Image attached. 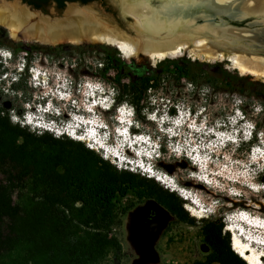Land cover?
<instances>
[{
    "label": "rangeland",
    "instance_id": "1",
    "mask_svg": "<svg viewBox=\"0 0 264 264\" xmlns=\"http://www.w3.org/2000/svg\"><path fill=\"white\" fill-rule=\"evenodd\" d=\"M86 7L108 21L110 27L131 34L130 21L122 17L115 0H94ZM52 9L62 13L65 6L58 9L50 4L43 11L48 14ZM87 44H100V47L81 52L70 47L77 43L50 45L14 40L7 29L0 26V109L13 125L28 126L31 118L41 124V119L46 118L45 129H34L29 124V130L37 135L49 132L56 137L67 136L66 130L70 132L72 128L79 134L82 127H74L76 121L98 119L101 128L105 127L99 129L105 149L116 151L130 162L139 164L141 159L153 173L144 175L133 165L124 166L112 156H104L95 146L89 148L87 140L67 137L118 169L154 179L183 200L190 221H177L166 210V223L153 240L157 258L142 261L141 253L131 240L132 218L137 209L154 199L148 197V192L139 196L135 190L116 195L113 202L117 223L111 234L116 236L122 249L118 253L111 251L102 264H191L203 259L209 251L201 234L202 219L207 217L219 219L231 239L237 232L233 229L241 228L247 240L236 234L238 240L244 241L248 248L252 246L250 253L264 254V228L244 223L248 219L264 222V113L258 100L243 97L241 90L252 82L259 84L264 93V82L240 74L224 61H206L187 55L164 59L165 66L193 62L214 74L222 82L220 89L191 86L185 80L165 81L157 90L147 93L138 119L129 104H116L115 91L109 82L117 71L127 82L135 73L151 72L161 61L151 65L146 55L127 59L113 45ZM59 45L62 47L56 48ZM50 47L56 49L52 51ZM109 56L116 69L110 70L108 78L103 79L100 70ZM23 62L27 67L18 77L16 69ZM13 77L19 81L8 86ZM47 106L51 107V114L44 115ZM121 115H126L132 123L127 127L129 136L125 125L115 120V116ZM255 121L257 126H254ZM253 137L256 142L245 150ZM5 176L0 169V179ZM157 176L169 186L157 180ZM182 188L190 192L195 204L179 195L178 189ZM32 194L24 183L17 186L13 200L26 207ZM123 208H127L126 211H122ZM241 210L248 213L246 218L239 215ZM239 217L243 220L238 221ZM262 261L264 263V256Z\"/></svg>",
    "mask_w": 264,
    "mask_h": 264
},
{
    "label": "trees",
    "instance_id": "2",
    "mask_svg": "<svg viewBox=\"0 0 264 264\" xmlns=\"http://www.w3.org/2000/svg\"><path fill=\"white\" fill-rule=\"evenodd\" d=\"M22 1L45 11L53 3L62 9L66 1L88 4L94 0ZM60 47L62 45L56 48ZM70 47L84 52L100 44ZM162 62L151 72L135 73L127 82L123 81L121 72H115L109 83L115 91L116 104H129L139 119L147 93L157 90L165 81L185 80L191 86L220 89L222 82L193 62L167 66ZM112 69L116 67L109 56L100 77L107 79ZM224 85L230 84L225 82ZM261 88L259 84L248 82L241 90L243 97L257 99L264 113ZM3 111L0 109V169L6 176L0 179V264H102L111 251L118 253L122 249L116 236L111 234L117 223L113 199L128 190H135L139 196L148 192V197L162 205L175 220L190 221L183 200L154 179L118 169L67 136L56 137L49 132L37 135L26 125H13ZM254 126H257L256 121ZM262 133L264 137V131ZM254 137L247 142L245 150L256 142ZM68 157L72 169L62 173L55 171L54 163L59 161L66 165ZM84 161L92 162L94 167L83 169ZM24 183L33 191L26 207L13 200L17 186ZM77 201L82 205H76ZM201 234L209 251L203 259L191 264H248L233 250L231 237L219 219H202Z\"/></svg>",
    "mask_w": 264,
    "mask_h": 264
},
{
    "label": "bare ground",
    "instance_id": "3",
    "mask_svg": "<svg viewBox=\"0 0 264 264\" xmlns=\"http://www.w3.org/2000/svg\"><path fill=\"white\" fill-rule=\"evenodd\" d=\"M117 3L133 18L134 36L110 27L108 21L90 8L77 6L66 10L67 16L74 17L75 26L79 27L72 35L63 31L64 26L44 20L29 25L31 30H22L36 13L8 0H0V26L5 27L14 40L50 45L61 42L110 44L127 59L146 55L151 65L185 55L224 61L240 74L264 82V0H117ZM214 13H226L234 18L256 16L251 23L255 27L238 28L213 22L197 24L198 18ZM235 228L234 233L239 231ZM226 229L231 231L230 227ZM231 241L235 253L248 264H264V254L250 253L252 246L248 248L236 234Z\"/></svg>",
    "mask_w": 264,
    "mask_h": 264
},
{
    "label": "water",
    "instance_id": "4",
    "mask_svg": "<svg viewBox=\"0 0 264 264\" xmlns=\"http://www.w3.org/2000/svg\"><path fill=\"white\" fill-rule=\"evenodd\" d=\"M8 1L10 2L15 1L19 5L27 8L29 11H33L36 13L34 19H32V21L29 22L26 27L22 28V30L23 29L31 30L33 28L29 27V25L36 23L37 21L44 20L46 22H49L50 24L64 26L63 31L67 35L74 34L75 32H77L79 27L75 26L74 17L70 18L67 16L66 10L70 6H77L79 8H89L86 7V4H80L79 2L76 1H66L64 5L65 9L62 13L55 11V9H52L48 11V14H46L42 9H36L31 5L24 3L22 0H8ZM115 1L120 9V13L122 17L130 21L131 34L130 33L129 34L130 35L133 34L134 36L136 34V30L133 28V22H134L133 18L125 14L122 11L119 4L117 3V0ZM256 18H257L256 16H249L247 18H234L226 13H214L207 15L205 17L198 18L197 24L213 22L216 24H224L231 27L254 28L255 26H252L251 23L254 20H256ZM77 44H87V43H77ZM6 106H8V104ZM166 215H167L166 209L162 205H160L156 200H150L144 206L140 207L135 211L132 218L131 240L138 249V251L141 253L142 261L155 260L157 258V254L153 248V240L155 239L161 228L165 225Z\"/></svg>",
    "mask_w": 264,
    "mask_h": 264
},
{
    "label": "flooded vegetation",
    "instance_id": "5",
    "mask_svg": "<svg viewBox=\"0 0 264 264\" xmlns=\"http://www.w3.org/2000/svg\"><path fill=\"white\" fill-rule=\"evenodd\" d=\"M69 162H71V158L70 157H68L66 165H64V163H62V162L56 161L54 163V170L59 172V173H62V171L66 170V169H68L67 171L71 170L73 165H71ZM92 167H94L92 162H89V161L82 162V168L83 169L92 168ZM59 170H61V171H59ZM69 173H71V176L74 178L73 173L72 172H69ZM116 200H117V198H116ZM75 204L76 205H82V202L81 201H77Z\"/></svg>",
    "mask_w": 264,
    "mask_h": 264
},
{
    "label": "clouds",
    "instance_id": "6",
    "mask_svg": "<svg viewBox=\"0 0 264 264\" xmlns=\"http://www.w3.org/2000/svg\"><path fill=\"white\" fill-rule=\"evenodd\" d=\"M8 58H9V56H8ZM26 67H27V64L25 63V62H23V64H22V66L21 67H17V69H16V73L18 74V77H20V72H22L24 69H26ZM17 81H19L18 80V78L17 77H13V78H11L10 79V84L8 85V86H10L11 84H13V83H17ZM34 99L36 98V97H33ZM50 106H51V104H50ZM50 109H51V107H50ZM49 108L48 109H46L43 113H44V115H48V113L49 114H51V112H49V110H50ZM131 110H133L132 109V107H131ZM42 121H41V124H39L37 121H35L34 119H30V121L32 122V123H34V127L36 126V125H40L41 126V128H46L45 127V125L48 123V121L46 120V118H42L41 119ZM129 122H131L130 120H129ZM132 125V123L129 125V126H131ZM44 126V127H43ZM128 126V127H129ZM41 128H39V129H41Z\"/></svg>",
    "mask_w": 264,
    "mask_h": 264
}]
</instances>
